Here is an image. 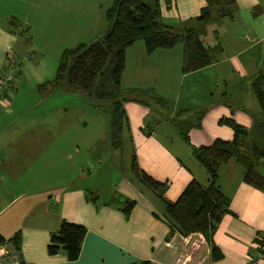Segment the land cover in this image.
<instances>
[{
	"label": "crops",
	"instance_id": "obj_1",
	"mask_svg": "<svg viewBox=\"0 0 264 264\" xmlns=\"http://www.w3.org/2000/svg\"><path fill=\"white\" fill-rule=\"evenodd\" d=\"M107 1L0 0V72L12 51L22 58L13 94L0 100V239L11 240L6 246L14 250L19 234L21 264H264V190L246 183L247 169L236 158L218 171L231 214L210 239L172 227L164 202H177L193 180L209 186L192 147L233 140L221 120L251 129L262 115L254 83L264 82V0H235L227 17L206 26L200 39L213 59L200 70L184 73L182 43L148 54L138 41L126 50L122 88L143 99L124 103L122 136L139 170L169 184L164 199L131 167L115 178L110 169L85 166L92 158L91 109L102 110L87 107L79 94L42 87L55 79L66 49L109 32L106 12L114 0ZM207 6L160 0L161 19L193 27ZM12 22L28 33L18 37ZM259 170L264 174V161ZM64 220L87 230L75 261L49 249ZM213 245L220 261L213 260Z\"/></svg>",
	"mask_w": 264,
	"mask_h": 264
},
{
	"label": "trees",
	"instance_id": "obj_2",
	"mask_svg": "<svg viewBox=\"0 0 264 264\" xmlns=\"http://www.w3.org/2000/svg\"><path fill=\"white\" fill-rule=\"evenodd\" d=\"M207 2L208 6L202 10L201 14L190 21L193 27L187 28V26H170L162 22L160 0H114L106 12L111 24L110 31L98 41L90 44L80 43L66 49L55 79L43 84L42 87L79 94L87 98L94 109L108 110L111 114L112 143L120 144V137L128 124L124 103L140 100L135 97L136 91H125L122 88L126 50L138 41L145 43L148 54L160 49H171L182 43L185 48L184 73L206 67L213 58L200 37L205 33L208 24L228 16L227 8L232 7L235 0H207ZM12 24L16 26L18 37L28 33L19 22H12ZM11 54L19 60L22 59L14 51ZM9 56L6 64L10 60ZM20 67L21 60L19 70L8 91L12 94L15 80L20 74ZM4 70L6 71V66L1 70L0 76ZM263 85L261 78L254 83V92L262 115L254 117L253 128H245L233 119H223L220 123L233 130V140L217 139L209 146L192 147L194 158L209 175V186L204 187L193 180L177 202L164 201L166 219L183 235L201 233L210 239L224 216L231 214L230 200L218 187V171L232 158H236L246 167V183L264 190V174L259 170V164L264 161ZM8 95L7 93L5 98ZM182 138L190 145L188 131L182 133ZM131 169L144 184L164 199L169 184L155 181L140 171L135 155L132 157ZM86 233L85 227L64 220L59 231L52 236L50 252L56 254L62 251L67 260H77ZM10 241L0 239L1 244L10 243ZM19 241V234L12 239L15 252L20 248ZM212 256L214 261H220L223 258L221 250L215 245H213Z\"/></svg>",
	"mask_w": 264,
	"mask_h": 264
},
{
	"label": "rangeland",
	"instance_id": "obj_3",
	"mask_svg": "<svg viewBox=\"0 0 264 264\" xmlns=\"http://www.w3.org/2000/svg\"><path fill=\"white\" fill-rule=\"evenodd\" d=\"M111 3V0H108L106 3ZM110 31V30H109ZM99 39V38H96ZM94 41V40H93ZM136 98L143 99L142 97L135 96ZM86 103V106L90 109L92 108L89 100L84 98L83 96L78 97ZM79 101V99H76ZM83 101L82 102L83 104ZM92 114H94L95 119L89 125L87 132L89 133V137L91 138V146L90 152L91 157L89 158V164L84 163L85 166H89V169L92 171L97 169V172L100 173L102 169L107 168L110 169L113 173L114 177L117 178L122 172H127L130 170L132 163V152L129 150L126 141V136L120 137L121 142L123 140L122 145L118 147H113L111 142V125H110V117L111 114L107 110L96 111L91 109ZM105 120V121H103ZM99 141L98 143H96ZM106 156L102 159V161H98L99 156ZM111 154V158L109 157ZM100 157V159H101Z\"/></svg>",
	"mask_w": 264,
	"mask_h": 264
},
{
	"label": "built area",
	"instance_id": "obj_4",
	"mask_svg": "<svg viewBox=\"0 0 264 264\" xmlns=\"http://www.w3.org/2000/svg\"><path fill=\"white\" fill-rule=\"evenodd\" d=\"M10 60L7 61L6 71L0 76V100L5 99L13 81L14 76L19 70L20 60L14 55L10 54ZM0 264H21L20 260L16 257L15 250H9L6 243H0Z\"/></svg>",
	"mask_w": 264,
	"mask_h": 264
}]
</instances>
